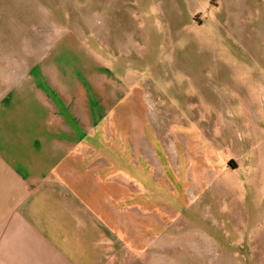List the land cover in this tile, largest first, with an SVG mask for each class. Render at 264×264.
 <instances>
[{
    "label": "rangeland",
    "instance_id": "rangeland-1",
    "mask_svg": "<svg viewBox=\"0 0 264 264\" xmlns=\"http://www.w3.org/2000/svg\"><path fill=\"white\" fill-rule=\"evenodd\" d=\"M69 3L99 36L103 264H264V0Z\"/></svg>",
    "mask_w": 264,
    "mask_h": 264
},
{
    "label": "crops",
    "instance_id": "crops-1",
    "mask_svg": "<svg viewBox=\"0 0 264 264\" xmlns=\"http://www.w3.org/2000/svg\"><path fill=\"white\" fill-rule=\"evenodd\" d=\"M69 9L0 0V264H103V91L83 78L102 64L82 44L99 36Z\"/></svg>",
    "mask_w": 264,
    "mask_h": 264
}]
</instances>
